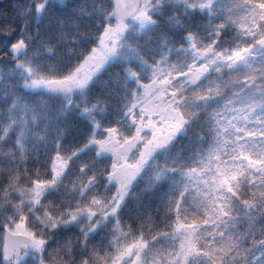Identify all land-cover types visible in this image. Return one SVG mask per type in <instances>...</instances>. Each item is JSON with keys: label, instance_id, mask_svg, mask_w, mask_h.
Returning a JSON list of instances; mask_svg holds the SVG:
<instances>
[{"label": "snow or ice", "instance_id": "snow-or-ice-1", "mask_svg": "<svg viewBox=\"0 0 264 264\" xmlns=\"http://www.w3.org/2000/svg\"><path fill=\"white\" fill-rule=\"evenodd\" d=\"M0 264H264V0H0Z\"/></svg>", "mask_w": 264, "mask_h": 264}, {"label": "trees", "instance_id": "trees-1", "mask_svg": "<svg viewBox=\"0 0 264 264\" xmlns=\"http://www.w3.org/2000/svg\"><path fill=\"white\" fill-rule=\"evenodd\" d=\"M3 242H2V238H0V244H2Z\"/></svg>", "mask_w": 264, "mask_h": 264}]
</instances>
